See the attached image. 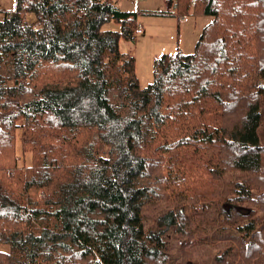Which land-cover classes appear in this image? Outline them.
I'll return each mask as SVG.
<instances>
[{
    "label": "trees",
    "instance_id": "1",
    "mask_svg": "<svg viewBox=\"0 0 264 264\" xmlns=\"http://www.w3.org/2000/svg\"><path fill=\"white\" fill-rule=\"evenodd\" d=\"M167 2L213 21L146 87L120 50L137 13L16 0L0 20V264H197L187 248L215 212L250 235L242 264H264V223L240 225L243 205L264 215V0ZM149 203L163 210L146 230Z\"/></svg>",
    "mask_w": 264,
    "mask_h": 264
},
{
    "label": "rangeland",
    "instance_id": "2",
    "mask_svg": "<svg viewBox=\"0 0 264 264\" xmlns=\"http://www.w3.org/2000/svg\"><path fill=\"white\" fill-rule=\"evenodd\" d=\"M125 12L137 13V22L142 27L141 34H135L133 40H121L120 50L133 56L136 60V75L141 87L153 82V64L155 59L164 54H193L195 46L204 28L213 21V17L192 15L178 16L174 7L167 0H108ZM16 0H0V20L8 12L15 9ZM34 19L33 16H30ZM104 28L120 30V26L109 23ZM140 28V27H139ZM264 112V106H262ZM261 145L264 146V119L260 128ZM240 174L230 173L228 179L237 181ZM239 180V179H238ZM256 193V192H255ZM231 197V195H230ZM243 205V204H242ZM160 203H149L144 207L142 220L146 230L154 229L161 211ZM243 205L241 211L248 215L242 224L255 223L257 229L264 223L262 212L254 208L249 212ZM198 223L195 241L187 251L192 253L193 261L197 264H216L223 254L228 255L229 264H242L238 255L244 243L252 241L245 231L236 230L224 218L215 212L201 216ZM170 253L173 258L179 257L180 241L173 234L168 235ZM238 252V253H237Z\"/></svg>",
    "mask_w": 264,
    "mask_h": 264
},
{
    "label": "built area",
    "instance_id": "3",
    "mask_svg": "<svg viewBox=\"0 0 264 264\" xmlns=\"http://www.w3.org/2000/svg\"><path fill=\"white\" fill-rule=\"evenodd\" d=\"M142 32V30L139 28L138 30H137V33H141Z\"/></svg>",
    "mask_w": 264,
    "mask_h": 264
}]
</instances>
